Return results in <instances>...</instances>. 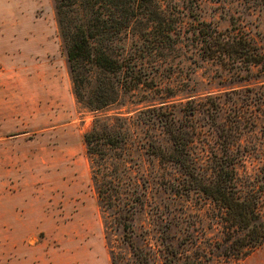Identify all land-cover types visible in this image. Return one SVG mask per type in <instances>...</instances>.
<instances>
[{
	"label": "rangeland",
	"instance_id": "1",
	"mask_svg": "<svg viewBox=\"0 0 264 264\" xmlns=\"http://www.w3.org/2000/svg\"><path fill=\"white\" fill-rule=\"evenodd\" d=\"M161 1L177 20H184L182 42L169 47L171 39L163 27L151 28L147 41L153 47L146 55V72L154 76L155 86L123 94L100 113L135 119L140 109L156 103L143 114L150 121L132 124V154L149 179V204L139 221L146 226L157 222L163 210L174 235L190 225L198 230L211 225L206 232L214 237L220 227L211 223L212 201L198 190H188L181 168L146 152L141 142L155 135L166 142L156 118L169 109L182 117L190 94L198 102L200 96L230 85L245 90L255 84L231 78L220 61L205 57L194 39L193 22L213 20L221 27L236 22L264 49V3ZM255 109L257 134L264 139V113L258 104ZM95 117L74 94L54 1L0 0V264H111L105 216L84 142ZM206 120L205 112H196L194 121L201 130L196 143L207 150L202 151L205 157L217 144ZM112 237L121 243L120 231ZM241 263L264 264V244Z\"/></svg>",
	"mask_w": 264,
	"mask_h": 264
},
{
	"label": "trees",
	"instance_id": "2",
	"mask_svg": "<svg viewBox=\"0 0 264 264\" xmlns=\"http://www.w3.org/2000/svg\"><path fill=\"white\" fill-rule=\"evenodd\" d=\"M53 1L74 94L96 112L84 142L105 216L111 264H242L264 244V139L257 134L255 109L258 104L264 113V79L258 80L264 77V49L236 22L221 27L195 17L194 39L205 57L220 61L231 78L255 84L245 90L230 85L200 96L198 102L190 94L182 117L169 109L156 118L166 142L156 135L141 142L146 152L179 166L185 187L202 192L214 204L211 223L220 227L217 236H208L211 225L201 230L183 227L177 236L169 231L163 210L157 222L146 226L139 221L149 204V179L132 154V124L150 121L143 114L156 103L140 109L135 119L100 112L123 94L155 86L154 76L146 72V55L153 47L148 32L163 27L169 47L175 48L182 42L184 20H177L161 0ZM201 110L217 138L206 157L202 151L207 150L196 143L201 130L194 116ZM184 222L181 218L180 224ZM118 231L121 243L112 237Z\"/></svg>",
	"mask_w": 264,
	"mask_h": 264
}]
</instances>
